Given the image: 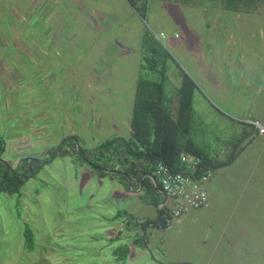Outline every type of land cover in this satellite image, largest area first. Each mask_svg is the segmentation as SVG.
Returning a JSON list of instances; mask_svg holds the SVG:
<instances>
[{"label":"rangeland","instance_id":"1","mask_svg":"<svg viewBox=\"0 0 264 264\" xmlns=\"http://www.w3.org/2000/svg\"><path fill=\"white\" fill-rule=\"evenodd\" d=\"M164 8L152 5L165 34L125 0H0V160L25 179L0 194V264H264V133L240 134L264 126V47L234 51L231 34L184 27ZM161 70L170 97L181 71L194 82L193 132L211 133L198 142L234 159L206 181L207 227L189 219L145 243L118 232L143 217L145 195L127 200L131 189L75 147L128 138L137 80Z\"/></svg>","mask_w":264,"mask_h":264},{"label":"trees","instance_id":"2","mask_svg":"<svg viewBox=\"0 0 264 264\" xmlns=\"http://www.w3.org/2000/svg\"><path fill=\"white\" fill-rule=\"evenodd\" d=\"M126 1L139 15L144 16L142 5V7L138 6L139 4L135 0ZM160 73L159 81L143 77L137 80L128 138L112 137L91 149L82 146L75 147L76 156L91 164L100 176H116L127 189L128 186L139 188L141 182V194L146 197L143 201L156 209V219L138 223L142 229L146 228L150 221L154 224H164L169 216L164 208H157L162 195L154 186L151 178L146 176L153 170L156 163L163 162L171 169L177 170L181 167L180 156L190 154L200 157L201 170L213 171L234 159L233 155L219 158L217 153H210L209 148L200 144L192 136L195 119V111L192 107L194 82L181 71L180 86L177 88L175 96L170 97L165 92V77L162 70ZM255 131L253 125L244 123L240 134L252 135ZM201 135L204 141L211 137V133L209 134L207 130H204V134ZM202 137L201 142H203ZM70 143L69 145H72ZM228 145L234 148L237 146L235 143ZM4 149V144L1 142L0 156ZM61 149L64 152L66 150ZM90 155L93 159H86ZM143 175L145 176L140 180ZM128 181H130V185ZM24 182L25 179L20 175V172L11 169L9 165L0 160V194H20ZM23 237L25 246L30 248L31 237L26 226ZM116 251L114 250V252Z\"/></svg>","mask_w":264,"mask_h":264},{"label":"crops","instance_id":"3","mask_svg":"<svg viewBox=\"0 0 264 264\" xmlns=\"http://www.w3.org/2000/svg\"><path fill=\"white\" fill-rule=\"evenodd\" d=\"M126 1V0H125ZM137 3L140 2V5L144 7L145 18L149 14L151 16V24L154 27L161 28L159 31L164 32L163 28L160 24H158V17L156 13L152 9V5H159L160 7H165L164 12L166 15L174 14L176 15V19L181 21L182 26H188L190 28H197V30L210 28L211 33L213 35H232L231 44L235 47L234 51H242V46H246L250 44L251 46H259L264 47V33L261 30L264 25V0H135ZM127 2V1H126ZM127 4H129L127 2ZM130 5V4H129ZM139 15V14H138ZM201 19V20H198ZM197 21V22H196ZM260 21V23H258ZM204 23V24H203ZM153 27V28H154ZM175 32V29L173 30ZM246 36V39L243 40L238 38V36ZM249 36V37H248ZM257 51V50H256ZM133 103V102H132ZM132 114V111H131ZM131 120V119H130ZM130 132V130H129ZM197 139H201V137H197V135L193 132V135ZM261 136V135H260ZM212 172V170H211ZM119 180V179H118ZM130 185V181H128ZM206 188V183H205ZM126 190V188L124 187ZM130 194L127 197V200H137L133 201L132 203L136 204L137 206H142L141 196V182L140 187L136 188L130 187ZM135 190V191H133ZM207 190V189H206ZM208 197H209V192ZM161 195V194H160ZM140 199V200H139ZM139 200V201H138ZM164 204V197H161V201L157 208L160 209L159 206ZM145 207H142L143 217L145 218H156V209L147 204H143ZM146 208V209H145ZM123 213L130 212L133 209V205L127 206V208H123ZM211 213V205L207 208H202L194 211H190L188 214L184 215L180 219H173L171 217H167L166 222L164 224L157 223L154 224L153 222H149L146 228H141L138 223L145 220V218L138 217V220H133L134 225L130 224L128 218L123 221V225L121 229L118 231L121 235L124 234V231L128 232L133 230L134 235L140 234V238H144V242H153L155 234L158 232V229L162 230H173V228L177 231L182 230V224L185 223L187 220H192V222H200L202 224L205 223V227H207L206 222L208 223L211 215L207 216V213ZM125 213L122 217L125 219L126 216L131 215ZM149 213V216L147 215ZM155 214V216H154ZM141 215V216H142ZM115 218V217H114ZM150 218L148 220H150ZM125 223V224H124ZM226 225V224H225ZM224 228V227H223ZM151 235V238L148 237ZM163 242L165 240L170 239V236H167V233L162 234ZM116 236H119L118 234ZM146 239V241H145ZM136 241V240H135ZM133 241L132 244L136 243ZM173 262L172 264H174ZM164 264L167 262L164 261ZM170 264V263H169Z\"/></svg>","mask_w":264,"mask_h":264},{"label":"built area","instance_id":"4","mask_svg":"<svg viewBox=\"0 0 264 264\" xmlns=\"http://www.w3.org/2000/svg\"><path fill=\"white\" fill-rule=\"evenodd\" d=\"M249 124L259 134L264 133V126L257 120H252ZM180 163L181 167L173 170L163 162H158L149 173L155 179L153 184L164 197V204L159 207L164 208L169 217L177 220L190 211L209 206L205 183L212 174L209 169L201 170L199 156L182 154Z\"/></svg>","mask_w":264,"mask_h":264},{"label":"water","instance_id":"5","mask_svg":"<svg viewBox=\"0 0 264 264\" xmlns=\"http://www.w3.org/2000/svg\"><path fill=\"white\" fill-rule=\"evenodd\" d=\"M144 176H145V175L141 176L140 180H142ZM146 176L150 177L151 180L153 181V183H155V179L153 178L152 175H150V174L148 173V174H146ZM186 264H188V263H186Z\"/></svg>","mask_w":264,"mask_h":264},{"label":"clouds","instance_id":"6","mask_svg":"<svg viewBox=\"0 0 264 264\" xmlns=\"http://www.w3.org/2000/svg\"><path fill=\"white\" fill-rule=\"evenodd\" d=\"M155 186V185H154ZM156 187V186H155ZM161 194V193H160ZM162 195V194H161ZM163 196V195H162Z\"/></svg>","mask_w":264,"mask_h":264}]
</instances>
